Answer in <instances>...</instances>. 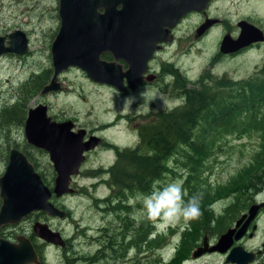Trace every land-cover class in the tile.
Returning a JSON list of instances; mask_svg holds the SVG:
<instances>
[{"label":"rangeland","instance_id":"1","mask_svg":"<svg viewBox=\"0 0 264 264\" xmlns=\"http://www.w3.org/2000/svg\"><path fill=\"white\" fill-rule=\"evenodd\" d=\"M55 5H57L55 0H0V34L18 28L27 33L26 35L29 38L28 52L22 58H18V55L12 52L0 54V111L4 106L13 104L16 101L18 87L22 82L27 81L32 70L40 71L44 70L43 68H51L48 45L50 34L56 27L57 21L59 22L55 14ZM233 12L231 13L232 17L236 13ZM194 20V18H191L183 26L182 35L192 29ZM220 33V30L212 31L202 42H192L179 38L169 47L164 56L172 63V66L178 68L182 75L193 81L197 77L206 74L209 75L211 82L216 77L241 80L254 74L255 70L264 61L261 50H253L235 58L212 60L217 50ZM81 71L77 67H71L63 71L60 75L63 86H67L66 90L49 91L47 93H41L39 90L36 95L28 99L26 107L29 109L35 107L39 102L45 103L48 105L50 115L57 118H75L80 124L85 125L92 132H96L99 137L102 136L105 143L99 146L97 144L95 151L89 154L86 159L88 166H98L99 164L108 166L114 160L116 147L123 149L137 145L139 142V129L152 123V118H150L152 114H156V112L165 108L173 109L181 104V98L177 93H162L157 89L142 90L144 92L143 101L139 105H133L134 111L126 113L120 111L121 100L123 97L135 93L118 94L106 87L94 84ZM155 97L162 101V106L157 101L151 105V110L144 111V107ZM139 102L138 100L137 103ZM5 128H7L6 131H4ZM23 132V126L21 125L11 124L8 127V125L0 123V133L3 135L0 134V146L6 143L11 145L13 142L22 144ZM206 143L209 145L208 154L205 158L199 160L198 165L192 171L196 180L190 181V184L195 186L193 194L202 193L207 196L200 206L203 216L200 218L199 224L196 222V225H192L191 223L189 228L184 227L183 221L167 227H157L154 224L155 240H157L152 244L151 249L153 250L151 251L150 261L147 262L148 264H164L166 262L180 264L183 258L188 257L190 243H193L199 237L198 233H201V229L208 224L213 225L214 220L221 214L224 206H227L226 203H229L232 197L239 195L240 190L243 192L245 183H249V177L245 176L237 181L232 188L220 189L234 182L239 174L254 161L261 148V138L258 131L250 130L242 134H238L235 130L226 133L221 132L215 142L209 143L208 140ZM28 150L39 163L37 164L38 171L39 174H42L40 175L42 180L47 185L53 184L56 173L51 172L45 165L49 161L47 156L37 149L29 148ZM180 160L182 159L173 162L170 158L167 164L173 167L174 174L168 172L162 179L154 183L153 187L158 182L164 184L179 179L183 181V186L188 195L189 190L185 183L188 172L191 171L188 167H183ZM4 167L5 163L0 159V172H3ZM107 178L108 173L105 171L86 170L85 167H82L79 175L74 176L73 187L77 190L61 195L58 198L59 202H56L64 210L67 208L69 215L58 218L49 216L45 212L36 214L39 218L36 221L45 222L52 230L59 231L63 238H71L72 251L63 252L65 248L48 243L36 236L32 232L34 222L30 218H22L15 224H8V228L4 230L13 231L27 238H30V236L35 237L33 242L39 246L46 264H66L69 261L70 264H86L78 257H82L83 254H86L90 249L93 250V248L88 246L86 238L83 236V228L95 229L106 222V217L113 218L117 210L102 212L100 211L101 207H96L95 203L89 199L90 192L95 197L107 196L109 194L107 184L102 183L95 190L85 186H90L91 182L98 179L104 182ZM250 184L252 185V182ZM139 193L142 192L128 194L131 198L127 202L135 214L142 208L140 201L137 199ZM210 195L213 197H210ZM92 202L94 205H92ZM104 213L108 215L103 216ZM208 213H212L213 216H209ZM140 219L142 218H137L138 224L140 222L144 224L145 218L143 221ZM151 224L152 222H150V227H152ZM33 242L31 241L32 244ZM64 254L66 257H64ZM208 263L221 264L222 260L218 263L211 256H205L194 262L187 261L185 264Z\"/></svg>","mask_w":264,"mask_h":264},{"label":"flooded vegetation","instance_id":"2","mask_svg":"<svg viewBox=\"0 0 264 264\" xmlns=\"http://www.w3.org/2000/svg\"><path fill=\"white\" fill-rule=\"evenodd\" d=\"M55 2H57V5H55V14L59 22L57 21L56 27L50 34V42L48 45L49 53L51 56V68H43L44 70L40 71L32 70L29 73L30 77H33L36 75L38 76L43 72H47L48 79L45 83L42 84L40 92L45 85L49 84L53 75L51 46L52 42L59 32L60 27V18L58 12L59 0H55ZM224 2H226V4H224ZM183 4H186V0ZM116 9L121 10L122 5L118 4L116 6ZM135 9L136 11H139V9H142V6H138ZM233 11L236 13H234ZM98 12L102 13L103 9L98 8ZM232 12L235 14L234 17H232ZM191 18L195 19L192 29L182 35L183 26L187 22H189ZM159 22L160 21H157V23ZM242 22H246L258 28L262 32V35L264 37V0H196V8L191 9L181 15L178 22L169 29L170 35L172 36L171 41L156 42L155 49H153L152 51H150V46L152 41L156 39L155 37L152 36V38L150 36L147 38V40L143 37L139 40V44L136 43L138 50V59L135 62L136 73L134 76V82H136V85L134 88H131L129 86L126 77L122 78V89H119L112 85L100 83L98 81L90 79L86 75V73L77 66H69L67 67V69L71 67H77L81 69L83 71L81 72L87 77V79L94 84L106 87L109 90L115 91L116 93L122 95L152 89H157L162 93H177V95L181 98V104L179 106H176L173 109L165 108L156 112L163 114L170 113L175 108L181 107V105L184 104L182 95L186 88L200 87L203 76L201 75L197 77L194 80L195 85L192 84L191 82L194 81L192 79L189 80L185 75H182L178 68L172 66V63H170L167 57L164 56L168 52L169 47H171L173 43L178 41L179 38L182 40H190L192 42H202L209 36V34H211L212 31L214 32L220 30L221 33L218 37L219 42L217 44V50L214 53L212 60L216 61L224 58H235L237 56H240L241 54H245L253 50H261L264 57V39L261 41H253L236 51L228 53H223L219 50L220 42L225 35L229 36L231 39H236L240 35V24ZM154 25L155 24H153L151 27H154ZM8 33L9 32H4L0 35L6 36ZM166 36L169 38V34H167ZM160 37H162V35H160ZM4 44H8V38H5ZM24 54H17L18 58H22ZM99 59L100 61L115 63L120 67L121 72H125L129 68V63L126 60H124L123 58L115 59L113 57V54L109 51L100 52ZM263 63L264 61L262 62V64ZM67 69L63 71H66ZM61 73H59L57 76V82L59 83L58 86L61 89L57 91H64L67 89V86H63V81L61 80L60 75ZM261 75L264 76V70L262 71ZM216 79L219 78L216 77ZM221 79H223L224 82L227 79L231 80L232 82L235 81L231 78L226 77H221ZM39 104L46 107L47 115L55 123L71 121L72 126L70 128V131L74 132L75 134H79L81 133V131H83L81 133L82 143L86 142L90 138V136H97L100 139L97 146L105 143L102 136L99 137L96 132H92L91 129L87 128L83 124H80L75 118H57L54 115H50L47 104L39 102L36 105ZM150 118H152V122L158 119V117H156V114H152V117ZM23 137L24 139L22 144L13 142V144H11L12 146H10L7 151L6 160L5 158L1 159L5 163V166L8 162L10 150L12 148H15L21 151L26 156L27 160L32 164L34 170L39 174L37 165L39 163L35 160V156L28 150L29 148H32L39 150L41 153L43 152L44 155L47 156L49 161L45 165L50 169L51 172L56 173L54 164L49 157L48 151L43 147L28 143L25 132H23ZM133 148L134 147H126L123 149L132 150ZM123 149H119L118 147H116V155L114 156V160H112L108 166L104 164H99L98 166H88L86 164V159L91 152L95 151V147L93 149L85 151L84 159L79 166V173L82 167H85L86 170H101L107 172V170L117 165V162L120 158L119 153L123 151ZM121 157L126 159L119 163L120 167L128 165V156L122 155ZM2 173L3 172L1 171L0 175ZM79 173L75 175V177L78 176ZM101 181L102 180L100 179L95 180L94 182H91L90 186L85 187L91 189L93 188L95 190L100 184L105 183L109 188V194L104 197H95L93 193L90 192L89 195L91 196H89V199H91L95 203L96 207H101L100 211L102 212L113 210L117 211L114 213L113 218L106 217V222L102 223L95 229H90L88 227L83 228V236L86 238L88 246L92 247L93 250L90 249L86 254H83L82 257L78 258L86 264H148L147 262L150 261L151 251L153 250L151 249V247L153 246L152 244H154L157 240H155L154 223H152V227H150V222L145 219L144 224H142L141 222L138 224L137 218H133L135 213L130 204L127 202V200L131 198L128 195L129 192H125L124 196H118L116 195V190L109 185L110 182H108L107 180H103L104 182ZM45 184L47 185V183ZM73 184L74 176H72L70 186L73 188V192H75L77 188H74ZM48 186L52 190L54 182L53 184H50ZM75 186H77V184H75ZM134 193L135 192H133L132 194ZM58 198H60V196L57 197L54 193H52L50 200L56 206L63 209L62 206H59L56 203L59 202ZM93 202L92 205H94ZM226 204L227 206H224L221 214L214 220L215 223L213 225L208 224L203 227L201 229V233H198L199 237L195 239L193 243H190V254L188 253V257L186 258L182 257L183 260H181L180 264H185L187 261L194 262L205 256H211V258L217 260L218 263L220 260H222L221 264H264V181L262 182L261 186H254V190H252V185L250 184V182L245 183V189L243 190V192H241L236 197H232L231 201L229 203L227 202ZM65 210L66 216L69 215V211L67 210V208H65ZM38 212L42 211H33L26 215L24 218H30L31 221L35 222L36 220H39L38 216H36ZM102 215L107 216L108 214L104 213ZM140 220L143 221L144 218ZM5 228H8L7 225L2 226L0 229V232L3 235L1 237L6 238L10 241H14L19 234H16L13 231H5ZM91 231H93L94 233H92ZM227 231L228 233H230V235L223 242H219L221 235L226 233ZM34 238L35 237L30 236L29 239L33 242ZM70 239L71 238L68 237L64 238L65 246H63L62 248L65 249H63V252H70L73 250ZM33 247L38 256V264H46L43 254L41 253L39 246L35 242H33ZM196 251L200 253H198V255H194ZM64 257H66L65 254ZM164 264H169V262H166Z\"/></svg>","mask_w":264,"mask_h":264},{"label":"water","instance_id":"3","mask_svg":"<svg viewBox=\"0 0 264 264\" xmlns=\"http://www.w3.org/2000/svg\"><path fill=\"white\" fill-rule=\"evenodd\" d=\"M184 2L185 0H59L60 27L51 46L53 75L41 93L61 89L57 76L69 66H77L90 79L119 89H122V78L126 77L129 86L134 88L135 62L138 59L136 43L143 37L147 40L153 36L156 39L151 43L152 51L156 42L171 41L169 29L178 22L181 15L196 8V0H186L185 5ZM118 4L122 5L121 10L116 9ZM138 6H142V9L136 11ZM98 8H102L103 12L99 13ZM153 24L154 27H151ZM240 25L241 32L236 39L227 35L222 38L219 46L221 52L236 51L253 41L264 39L258 28L246 22ZM5 38H8L7 45L4 44ZM27 50L28 38L24 31L14 29L6 36L0 35V54L13 52L23 55ZM102 51L111 52L115 59L126 60L129 63L128 70L121 72L115 63L100 61L99 54ZM71 126V121H52L44 105L28 109L24 121L26 139L28 143L48 151L56 170L54 186L51 190L26 156L12 148L0 175V229L19 222L33 211H42L58 218L66 216V211L50 200L51 194L58 197L73 192L70 181L72 176L79 173L84 152L93 149L100 140L97 136H90L82 143L83 131L75 134L70 131ZM32 229L44 241L65 246L60 232L52 230L48 224L35 221ZM229 235L228 231L222 234L219 242H223ZM198 253L200 252L196 251L194 255ZM31 263L38 264L39 260L29 238L17 235L14 241H10L0 236V264Z\"/></svg>","mask_w":264,"mask_h":264},{"label":"trees","instance_id":"4","mask_svg":"<svg viewBox=\"0 0 264 264\" xmlns=\"http://www.w3.org/2000/svg\"><path fill=\"white\" fill-rule=\"evenodd\" d=\"M263 70L264 63L248 78L233 82L229 79L224 82L221 78L211 82L209 75L206 74L199 88L191 87L184 90L182 95L184 104L181 107L170 113H156L158 117L156 121L139 129V142L136 147L132 150L123 149L119 153L117 165L105 171L108 173L107 181L116 190V195L124 196L125 192H129L130 195L133 192H148L154 183L168 172L174 174L173 167L167 164L171 158L173 162L182 159L180 164L191 171L188 172L185 183L189 190L188 196H191L195 186L190 184V181L196 180L192 171L199 160L208 154L209 145L206 142L209 140V143H213L221 132L234 130L238 134L250 130L258 131L261 148L254 161L239 174L238 178L220 189L232 188L245 176L252 182V190L254 186H261L264 181V76L261 75ZM39 75L20 84L16 101L1 109L0 123L8 127L11 124L24 125L28 110L26 102L38 93L48 79L47 72ZM192 84L195 85V81ZM10 146L7 143L0 146V159L6 160ZM122 155L128 156V165L120 167L119 163L126 159L122 158ZM240 193L241 190L238 194ZM206 197L203 195L201 203ZM208 215L213 216L212 213ZM200 220L192 222V225L199 224ZM0 236H3L1 232ZM70 263L69 261L66 264Z\"/></svg>","mask_w":264,"mask_h":264},{"label":"clouds","instance_id":"5","mask_svg":"<svg viewBox=\"0 0 264 264\" xmlns=\"http://www.w3.org/2000/svg\"><path fill=\"white\" fill-rule=\"evenodd\" d=\"M143 98V91L123 97L120 111L131 113L134 111L133 105H139ZM157 101L162 106V101L155 97L144 107V111L151 110V105ZM137 199L142 208L133 218H145L157 227H167L183 221L184 227L189 228L192 222L198 221L202 216L200 206L203 194L188 196L183 181L179 179L164 184L158 182L147 193H139Z\"/></svg>","mask_w":264,"mask_h":264}]
</instances>
